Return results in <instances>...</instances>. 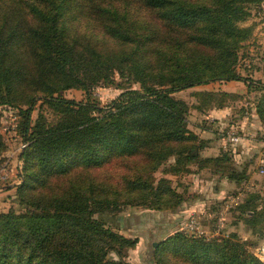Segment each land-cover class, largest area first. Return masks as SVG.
<instances>
[{"label": "trees", "instance_id": "obj_1", "mask_svg": "<svg viewBox=\"0 0 264 264\" xmlns=\"http://www.w3.org/2000/svg\"><path fill=\"white\" fill-rule=\"evenodd\" d=\"M259 1L10 0L9 10L0 11V105H26L20 106V132L27 145L21 151L23 179L16 186L23 211L0 212V264H131L123 253L137 238L107 224L102 214L121 202L177 206L168 178L157 185L150 181L154 168L164 163L171 173L189 172L194 161L235 182L246 178L245 170L230 162L233 148L200 155L207 138L188 127V104L173 93L211 81L244 80L248 88L263 90L257 111L264 124V82L236 69L238 49L252 32L241 22L249 5ZM80 14L97 20L96 31L75 30ZM115 72L140 87L124 88L105 105L59 94L69 87L89 94L95 85L113 82ZM217 92L229 93L206 90L210 97ZM37 99L53 109L54 121L39 115L31 123ZM114 154L144 159L141 173L124 175L122 199L119 192L99 193L95 183H81L80 172L70 175L75 166H100ZM146 162L153 168L149 174ZM55 177L64 179L57 189H47ZM256 196L241 195L236 205L259 236L264 214L254 204ZM188 231L176 229L156 252L175 254L179 264H264L235 231Z\"/></svg>", "mask_w": 264, "mask_h": 264}, {"label": "rangeland", "instance_id": "obj_2", "mask_svg": "<svg viewBox=\"0 0 264 264\" xmlns=\"http://www.w3.org/2000/svg\"><path fill=\"white\" fill-rule=\"evenodd\" d=\"M0 5V11L9 10L10 0H0ZM249 11V15L241 24L251 25L252 32L238 49L236 69L243 76H250L254 80L264 82V0L250 4ZM74 25L75 30L82 34L83 32L87 33V31H96L98 23L92 16L80 14L77 20L74 21ZM113 78V82L95 85L89 90V94L80 87H69L60 91L59 94L66 98L82 101L93 100L100 105H105L124 88L140 87L139 82L126 78L117 72L114 73ZM222 81L225 83L227 80ZM239 81L240 83L233 87L235 91L221 89L217 85L219 82H216L208 85V88L195 85L175 91L173 94L188 104L186 113L188 127L199 136L203 134L202 137L208 140H217L218 150L228 149V145H225V147L222 145L221 138L229 130L233 129L241 135V141L234 146L229 145L233 148V151H229L232 154L230 162L234 160L232 158L233 152L236 153L235 158L238 161L235 166L237 167L233 166L237 169H244L245 172L248 170L246 178H242L234 187H224V195L213 198L208 195L211 194L210 187L215 182V184L222 182V175H219V177L211 175L219 179L217 181L214 179L212 182L207 180L209 186L206 187L205 180L211 170L202 172L200 179L204 178L205 180H199L200 182L196 184L195 180L190 179L188 172L171 173L167 170V166H164V163L153 169L149 168L146 162L144 167L148 170L147 174H149L150 169H153L150 181L157 185L159 178H168L169 183L167 185L173 188L172 202H179H176L177 206L168 207V209L155 208L141 203L121 202L114 212L102 214L107 224L117 228L125 236L137 238L135 245L126 247L123 253L126 261L131 264H179L178 259H175V254H171L166 250L156 252L155 247L169 234L183 226L188 213L181 206L187 201L193 203V201L197 202L201 199L205 200L202 209L195 207L189 211V214L192 213L198 216L199 229L203 230L200 234L227 235L235 231L241 239L246 238L248 250L259 260L264 261V257L261 258L259 251H257L258 246L262 247L264 245V219H260L257 223V231L261 232V235L258 236L252 231V228L247 227L244 222L245 215L238 213V205H236L241 200L240 198L248 196L249 193H254L258 195L254 199V204L259 208L261 207L260 210L264 214V172L260 171V168L264 167V154L260 142L263 131L257 125L260 122L264 130V124L261 122L257 111V104L261 102L263 90L253 87L248 88L244 80ZM206 90L229 93L221 94V92H217V94L210 97L207 95ZM219 104L221 106H218ZM20 106L22 108L26 107L25 104L11 105L4 103L0 105L2 144L0 149V212L12 209L20 212L24 208L18 201L16 192V186L22 181L24 174V159L21 156V151L27 145V141L22 138L20 132L23 120V112ZM39 115H44L50 121H54L56 118L53 109L48 107L41 99H37L33 104L30 114L31 123ZM22 142H26V145L22 146ZM142 160H144L142 157L140 159L138 157L134 158L133 155L114 154L100 166H75L70 172L76 173H70V175L80 172L81 183L86 185L95 183L96 190L99 193H103L107 189H110L108 194L119 192L116 194H120L122 199L127 196L126 192L121 195L125 186L126 176L124 175L128 174L127 176L134 177L135 174L141 173L139 168L144 164ZM196 165V162L193 161L189 167L195 168ZM63 179L64 177L52 178L50 187L47 189L51 188V185L57 189L58 183L62 182ZM106 184H110L112 187ZM131 193L136 196L133 191ZM237 193L242 197H236L238 196L235 195ZM150 200L149 198L148 201ZM150 203L152 204V201ZM262 216L264 217V215ZM238 221L241 225L236 227L235 224ZM192 233L199 234L198 232ZM108 256L116 257L112 251L108 253Z\"/></svg>", "mask_w": 264, "mask_h": 264}, {"label": "crops", "instance_id": "obj_3", "mask_svg": "<svg viewBox=\"0 0 264 264\" xmlns=\"http://www.w3.org/2000/svg\"><path fill=\"white\" fill-rule=\"evenodd\" d=\"M218 83L217 85H219L220 87H221V89H225V90H227V91H235L234 89H233V87H235V85L237 84V83H240V81L239 80H227L225 83H223L224 81H211V82H208V83H204V84H199V86L200 85H202V87L203 88H208L207 86L208 85H210L211 83ZM222 82V83H221ZM198 86V85H197ZM260 128H263V126H262V124L259 122L258 124H257ZM203 131L205 130V129H202ZM203 134H201V136H202ZM222 139V141L223 142H221V143H223L222 145L225 147V145L227 146V148L229 147V145H230V143L229 142H225V139H224V137H222L221 138ZM238 143V142H237ZM236 143V144H237ZM235 144V145H236ZM217 140H214V139H210V140H208L207 139V142H205V144L202 146V148L200 149V155L202 156V157H205V156H215V155H217L219 152H220V150H218L217 149ZM230 148V147H229ZM232 155V154H231ZM235 155H237L236 153H234L233 152V165L235 166L236 165V163H237V161H238V159L237 158H235ZM235 167H237V166H235ZM207 170H211V172H208V175H207V179L205 180L204 178H202V179H200V176H201V173L202 172H205V171H207ZM248 171V170H247ZM247 171H246V173H247ZM188 174L190 175L189 177H190V179H192V180H195L194 182H196V184L197 183H199L200 181L199 180H205L206 181V187H208L209 186V184H208V181L207 180H211V182L215 179L216 181L219 179L218 177H219V175H221V174H219V173H217V172H215V171H213L212 170V168L210 167V166H205V165H196L195 166V168H191L190 169V171L188 172ZM196 175V177H194V176ZM211 175H216V176H218L217 178H214V176H211ZM223 176V181L222 182H220L219 184H213V186L212 187H210V190H211V194H208L209 196H211V197H213V198H218V197H220V196H223L224 195V193H225V189H224V187H234V186H236L237 185V182H235L234 180H231V179H229L228 178V176L227 175H222ZM221 179H222V177H220ZM201 186H203V184H201ZM211 186V185H210ZM199 187V186H198ZM212 188V189H211ZM240 196V195H239ZM238 197V196H237ZM201 198H203V197H201ZM205 203V200H203V199H201V200H199V201H193V203H192V201H187L184 205H182L181 206V208L183 209V210H185V211H187L186 213H188L189 211H191L192 209H194L195 207H198V209H202V207H203V204ZM240 221V220H239ZM237 222V224H235V226L236 227H239L240 225H241V223L240 222ZM244 235H246V234H244Z\"/></svg>", "mask_w": 264, "mask_h": 264}, {"label": "built area", "instance_id": "obj_4", "mask_svg": "<svg viewBox=\"0 0 264 264\" xmlns=\"http://www.w3.org/2000/svg\"><path fill=\"white\" fill-rule=\"evenodd\" d=\"M241 138H242L241 135L237 131H235L233 129L229 130L226 133V135L224 136L225 142H229V143L238 142L239 140H241ZM260 142H261L262 151H263V154H264V131L262 132V134L260 136ZM21 145L25 146L26 142H22ZM262 160H263V157H262ZM260 171L264 172V167H261ZM182 227L184 229H186V230L191 231V232H198V233H202L203 232V230L199 229L200 222H199L198 216L195 215V214H192V213L189 214L186 217ZM257 251H259V255H260L261 258L264 257V245L262 247L258 246Z\"/></svg>", "mask_w": 264, "mask_h": 264}]
</instances>
